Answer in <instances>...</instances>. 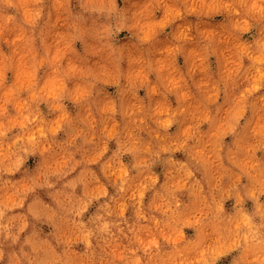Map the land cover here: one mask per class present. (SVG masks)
I'll return each mask as SVG.
<instances>
[{
  "label": "clouds",
  "instance_id": "clouds-1",
  "mask_svg": "<svg viewBox=\"0 0 264 264\" xmlns=\"http://www.w3.org/2000/svg\"><path fill=\"white\" fill-rule=\"evenodd\" d=\"M0 264H264V0H0Z\"/></svg>",
  "mask_w": 264,
  "mask_h": 264
}]
</instances>
